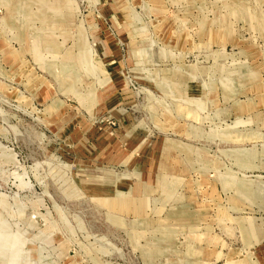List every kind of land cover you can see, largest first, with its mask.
<instances>
[{"label":"rangeland","instance_id":"1","mask_svg":"<svg viewBox=\"0 0 264 264\" xmlns=\"http://www.w3.org/2000/svg\"><path fill=\"white\" fill-rule=\"evenodd\" d=\"M0 264H264V0H0Z\"/></svg>","mask_w":264,"mask_h":264}]
</instances>
